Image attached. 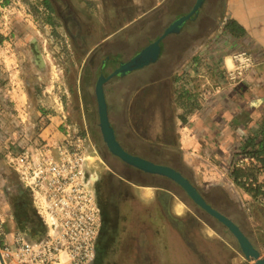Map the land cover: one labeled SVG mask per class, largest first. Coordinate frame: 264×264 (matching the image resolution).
Returning <instances> with one entry per match:
<instances>
[{"label":"crops","instance_id":"0c3cea01","mask_svg":"<svg viewBox=\"0 0 264 264\" xmlns=\"http://www.w3.org/2000/svg\"><path fill=\"white\" fill-rule=\"evenodd\" d=\"M99 1L108 19L116 14L124 24L92 43L90 52L125 33L130 59L196 2ZM241 51L253 55L255 66L242 80L232 82L228 70L233 55ZM123 53L104 50L111 73L116 62H124ZM103 87L109 120L122 147L179 171L264 257V0H204L179 31L162 38L155 61L115 75ZM1 89L0 98H11ZM14 95L11 100L17 99ZM109 153L135 175L117 171L104 154L98 155L100 169L106 165L99 196L104 215L109 222L115 216V222H107L100 233L92 264H254L231 231L180 184ZM241 158L248 161L239 165ZM13 171L18 181L15 196H22L19 173L15 167ZM0 174L5 183L10 181L1 163ZM40 233L27 232L31 238ZM14 236L5 232L0 244L11 243Z\"/></svg>","mask_w":264,"mask_h":264},{"label":"rangeland","instance_id":"374dc122","mask_svg":"<svg viewBox=\"0 0 264 264\" xmlns=\"http://www.w3.org/2000/svg\"><path fill=\"white\" fill-rule=\"evenodd\" d=\"M59 1L0 0V87L1 92L9 93L11 98L17 93V99L0 98V120L4 121L0 122V163L11 176L5 183L0 174V238L3 242L5 232L22 233L27 237L30 230L45 232L43 218L46 214L36 211L34 197L19 174L17 178L23 194L15 196L18 181L12 176H15L13 170L22 154L33 159L44 156V145H40L48 142L46 135L52 139L51 143L75 136L84 139L90 156L87 170L99 178L91 187L97 195L100 194L101 171L106 166L103 164L100 169L99 154H104L106 162L117 171L127 176L135 175L128 166L111 160L99 125L95 94L99 76L104 75L99 69L106 63V58L102 57L104 50L123 49L124 62L130 59L132 54L127 52L126 34L121 32L118 37L89 50L92 43L105 34L116 32L117 26L124 21H117L116 14L108 19L99 0H66L75 15V20L71 21L66 4ZM118 63L113 67H118ZM103 71L108 73L111 67ZM119 185L116 183L117 187ZM4 188L9 192L4 193ZM20 200H27L25 206Z\"/></svg>","mask_w":264,"mask_h":264},{"label":"built area","instance_id":"2783aa9c","mask_svg":"<svg viewBox=\"0 0 264 264\" xmlns=\"http://www.w3.org/2000/svg\"><path fill=\"white\" fill-rule=\"evenodd\" d=\"M255 66L248 51L235 53L228 70L230 81L242 80ZM38 159L22 154L20 179L31 191L36 211L45 213V232L31 238L17 233L0 244V264H92L96 255L102 214L94 190L96 176L87 170L90 156L84 139L45 142ZM248 158H241L243 165Z\"/></svg>","mask_w":264,"mask_h":264},{"label":"water","instance_id":"95a60500","mask_svg":"<svg viewBox=\"0 0 264 264\" xmlns=\"http://www.w3.org/2000/svg\"><path fill=\"white\" fill-rule=\"evenodd\" d=\"M204 0H196L191 11L183 16H180L174 20L164 31L163 35L156 39L154 42L143 48L130 60L121 63L112 73L108 76L100 75L95 88L98 113H99V125L101 128L102 136L107 144L109 151L122 159L127 164L134 166L144 172L159 174L171 178L180 184L187 194L197 203L200 207L206 210L209 214L222 222L236 237L239 246L247 259L254 261V264H264V257H261L260 251L253 245L248 236L240 229V227L229 217L212 207L203 195L196 189V187L179 171L176 169L154 163L144 157L134 155L126 151L115 136L114 129L109 120L108 108L104 94V83L115 75H123L132 70L138 69L147 65L150 62L155 61L160 54V41L165 35L180 30L182 25L196 14L199 8L202 6Z\"/></svg>","mask_w":264,"mask_h":264},{"label":"flooded vegetation","instance_id":"af4514ba","mask_svg":"<svg viewBox=\"0 0 264 264\" xmlns=\"http://www.w3.org/2000/svg\"><path fill=\"white\" fill-rule=\"evenodd\" d=\"M57 1H59V0H57ZM64 1V3L66 4V8H67V11L69 12V17H68V19L69 20H71V21H74L75 20V15L73 14V12H72V10H71V7L67 4V2H66V0H63ZM54 2L56 3V0H54ZM60 2V1H59ZM105 62L106 63H103V64H101V66L99 67V68H102L103 66H105L106 67V65H107V60H105ZM105 64V65H104ZM104 67V68H105ZM104 68H102V73H104V75H107V73L105 72V71H103V69ZM99 181V178L97 177L96 178V182H98ZM100 183V182H99ZM100 195V194H99ZM99 195H97L96 194V196H97V199H98V202H99V205H100V208H101V214H102V225H101V230H100V233L102 234V230H103V228H104V226H106V224H107V222L108 223H110V224H114V220H115V216H113V219H112V221H110L109 222V220H108V217L107 216H105L104 215V207H103V205H102V203H101V199H100V196ZM23 202V206H25V204L24 203H27V200H25V201H22ZM29 233V232H28ZM36 235H33V237H35ZM99 237H100V234H99ZM98 241H99V238H98V240H97V244H98ZM97 244H96V254H97ZM96 256V255H95Z\"/></svg>","mask_w":264,"mask_h":264},{"label":"trees","instance_id":"16d2710c","mask_svg":"<svg viewBox=\"0 0 264 264\" xmlns=\"http://www.w3.org/2000/svg\"><path fill=\"white\" fill-rule=\"evenodd\" d=\"M41 233L39 234V237H41L43 234H44V232L43 231H40Z\"/></svg>","mask_w":264,"mask_h":264}]
</instances>
